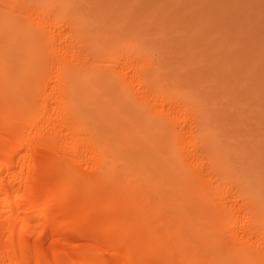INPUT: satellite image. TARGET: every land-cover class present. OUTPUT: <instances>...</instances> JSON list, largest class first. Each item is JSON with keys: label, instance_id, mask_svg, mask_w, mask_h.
Masks as SVG:
<instances>
[{"label": "bare ground", "instance_id": "1", "mask_svg": "<svg viewBox=\"0 0 264 264\" xmlns=\"http://www.w3.org/2000/svg\"><path fill=\"white\" fill-rule=\"evenodd\" d=\"M130 27L0 0V264H264V167Z\"/></svg>", "mask_w": 264, "mask_h": 264}, {"label": "rangeland", "instance_id": "2", "mask_svg": "<svg viewBox=\"0 0 264 264\" xmlns=\"http://www.w3.org/2000/svg\"><path fill=\"white\" fill-rule=\"evenodd\" d=\"M92 1L111 22L127 19L156 62L164 56L168 82L194 90L264 167V0Z\"/></svg>", "mask_w": 264, "mask_h": 264}]
</instances>
